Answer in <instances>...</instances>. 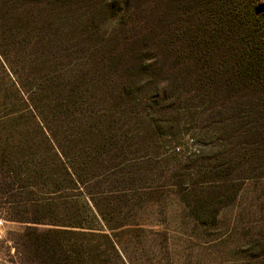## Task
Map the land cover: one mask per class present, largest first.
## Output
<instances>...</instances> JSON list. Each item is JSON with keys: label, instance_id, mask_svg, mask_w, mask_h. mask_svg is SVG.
Wrapping results in <instances>:
<instances>
[{"label": "trees", "instance_id": "16d2710c", "mask_svg": "<svg viewBox=\"0 0 264 264\" xmlns=\"http://www.w3.org/2000/svg\"><path fill=\"white\" fill-rule=\"evenodd\" d=\"M258 13L254 0H0V209L23 224L26 261L123 263L112 231L126 225L109 222L130 190L123 174L99 188L123 141L168 133V110L196 101L190 117L215 147L199 164L209 191L176 190L202 224L264 173Z\"/></svg>", "mask_w": 264, "mask_h": 264}, {"label": "rangeland", "instance_id": "374dc122", "mask_svg": "<svg viewBox=\"0 0 264 264\" xmlns=\"http://www.w3.org/2000/svg\"><path fill=\"white\" fill-rule=\"evenodd\" d=\"M254 5L259 15L264 14V0H254ZM190 105L184 113L178 107L163 114L160 124L169 127L168 133L154 137V144L127 138L123 144L130 149L123 147L111 159V164L121 160L122 169L111 168L99 194L115 189L112 186L122 174L126 178L124 187L130 190L126 193L130 207L118 215L111 213L109 222L110 226L126 225L112 231L118 232L122 264H264V173L244 178L235 199L219 207L214 223L208 226L187 213L176 193L178 186L189 188L196 180L201 193L209 191L210 186L205 177H200L207 165L199 164L202 156L215 147L190 117L197 102ZM187 170L192 177L185 176ZM115 171L119 172L113 174ZM94 187L93 195L98 191ZM0 220V264H30L18 247L23 224L6 220L1 209ZM97 228L111 233L104 226Z\"/></svg>", "mask_w": 264, "mask_h": 264}, {"label": "built area", "instance_id": "2783aa9c", "mask_svg": "<svg viewBox=\"0 0 264 264\" xmlns=\"http://www.w3.org/2000/svg\"><path fill=\"white\" fill-rule=\"evenodd\" d=\"M191 141V140H190ZM1 221V220H0Z\"/></svg>", "mask_w": 264, "mask_h": 264}]
</instances>
